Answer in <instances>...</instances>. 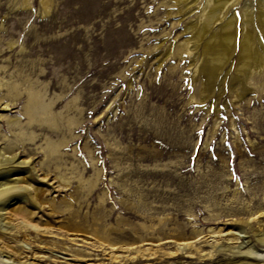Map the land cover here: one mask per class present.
Returning <instances> with one entry per match:
<instances>
[{
	"label": "rangeland",
	"instance_id": "374dc122",
	"mask_svg": "<svg viewBox=\"0 0 264 264\" xmlns=\"http://www.w3.org/2000/svg\"><path fill=\"white\" fill-rule=\"evenodd\" d=\"M233 3L194 47L205 0H0V181L21 186L0 264H264V68H240L256 2Z\"/></svg>",
	"mask_w": 264,
	"mask_h": 264
},
{
	"label": "bare ground",
	"instance_id": "6f19581e",
	"mask_svg": "<svg viewBox=\"0 0 264 264\" xmlns=\"http://www.w3.org/2000/svg\"><path fill=\"white\" fill-rule=\"evenodd\" d=\"M185 1L186 0H175V2L177 4L179 2L185 3ZM235 1L236 0H205V4L203 5V8H202V13L199 14L200 20L203 16L200 27H198V29L191 36L192 40L190 39V41H192V44L194 45V47L197 45L196 42L201 40L203 38L205 32H207L212 27L211 25L215 21L220 20L221 16L223 18V14L221 16L219 15L220 11L224 7L227 9L228 4H232L233 2L235 3ZM255 2H256V5L254 6V10L244 9V12H242L243 16L241 15L242 16V25H245V28H244L245 31L242 34L241 40L239 39L240 40L239 50H240V54L243 55V57L240 61V68H243L244 71L246 69L249 70V68H252V67L253 68L263 67L264 68V65H263L264 59L261 58L262 55L264 57V46H262L263 43L262 44L259 43L260 42L259 39L256 38L255 35H253V30L256 28L262 33V35L264 37V0H255ZM235 23H236V19H235V16L233 14L227 16L222 21V23L218 26V28L212 30V32L209 31V33L210 32L211 33L208 35V38L206 40H204V42H203L202 51L212 52L211 59H212V64H213L212 66H209V67L204 65L201 69L202 71L200 72V76H201V80H202L205 88L211 89L213 87L214 72L218 68V65L221 64V62H222V55L225 54L227 51H230L231 47H233L234 40H235V33H236L235 32ZM196 24L190 25L186 28L189 30H192L193 27L195 28ZM261 39H262V37H261ZM190 41L183 42L182 44H179V46H177L176 52L178 53V55H180L182 52H186L187 54L191 52V49L188 46ZM260 54H261V57H260ZM263 68H261V70ZM194 71H196V68ZM239 83H240V81H239ZM38 94L39 93L36 91V92H30L27 95V102H26L27 104L25 106V109H27L26 113L28 114L29 119H35V117H34V115H35L34 111L35 110L38 111V114H40L43 109H44V111H42V112H45L46 106H44L43 103L40 102V95H38ZM4 106H7V104L5 103ZM45 114H47V113H45ZM37 119H38V117H37ZM39 119H40V117H39ZM47 119L49 121L52 120L51 117H49ZM49 147H50V150H52V151L56 148V146H54L53 144H51ZM48 152H49V150H48ZM49 154H51V153H49ZM4 155H5V153L2 150H0V158L4 157ZM1 163H2V161L0 159V164ZM5 172H7V171H5ZM5 172L4 173L2 172L3 173L1 175L2 179H4L5 176L7 175ZM5 181L6 180L0 181V208L1 209L4 206L3 205L4 202L15 198V197H13V195L16 194L17 191L21 190V186L19 185V181H20L19 178H14V180H12L11 184L7 183L8 186L4 184V183H6ZM214 233H215V231H214ZM236 238L238 239L239 236H236ZM212 252L213 251H211V254H212ZM259 258L260 257L257 255H253L252 257H250V259H252V260H259Z\"/></svg>",
	"mask_w": 264,
	"mask_h": 264
}]
</instances>
